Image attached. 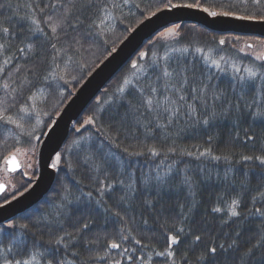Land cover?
I'll return each mask as SVG.
<instances>
[{
  "label": "snow or ice",
  "instance_id": "snow-or-ice-1",
  "mask_svg": "<svg viewBox=\"0 0 264 264\" xmlns=\"http://www.w3.org/2000/svg\"><path fill=\"white\" fill-rule=\"evenodd\" d=\"M242 2L247 3V0ZM92 3L93 0H57L46 5L63 11L55 19L49 16L45 21L51 35L44 33L40 27L34 31L44 33L49 40H59L60 32L66 27L75 31L72 17L78 6L89 7ZM252 3L260 5L261 0H252ZM182 6L198 7L193 4L171 5ZM0 7L4 5L0 4ZM203 10L213 17L235 15L231 12H209L207 8ZM238 18L264 21V15ZM33 22L39 24V21ZM75 23L83 22L77 17ZM178 28L179 25L169 28L161 35L177 37L180 35ZM0 32L15 34L8 27L0 28ZM64 34L67 36L66 32ZM88 39H91L90 32H77L72 37L75 44ZM218 43L224 45L226 40L220 39ZM3 47L0 44V48ZM27 47L31 49L33 45L29 43ZM247 47L252 48L253 45ZM51 48L56 52L62 51L55 43L51 44ZM19 51L24 52L25 49ZM169 52L179 55H169ZM140 55L143 58L148 54ZM153 56L156 57V53ZM255 59L262 63L259 66L241 67L223 55L214 57L211 48L206 51L203 47L192 48L189 45L171 48L143 67L141 71L145 73V83L130 88L128 95L133 98L126 99L110 114L111 122L106 134L102 133L103 139L85 144L83 156L78 157L89 183L84 184L82 180L69 175L67 182L61 180L52 197L46 201V209H35L21 217L22 222L8 220L6 224L0 223V264H89V261L103 259L90 254L93 246L101 241L100 233L89 235L93 227L92 214L102 212L105 223L108 219L113 223L117 218L123 220L121 211L105 206L106 195L114 200L117 209L125 213L137 200L149 211H155L158 205L159 210L163 211L161 201L165 196L185 190L187 206L185 203L177 205L181 226L168 233V248L156 252V256L172 258L171 264H176L175 252L170 249L180 244L183 236L187 250L181 257L182 264H221L222 260H230L232 264H264V141L256 151L254 131L257 127L264 128V51L255 53ZM132 68H137L135 61ZM56 78L53 75L52 79ZM43 79L47 81L49 77L44 76ZM23 83L30 90L37 87L27 78ZM123 84L132 85V81L125 78ZM3 87L7 89L9 85L5 83ZM117 90L123 93L125 88L121 86ZM36 95L37 92H32L28 99L34 100ZM21 111L27 113L30 108L23 107ZM0 119H5L3 112H0ZM7 121L23 128L10 116ZM94 122L89 117L85 124ZM245 124L248 127L244 128L243 140L246 144H252L251 154L238 152L234 148L235 142L241 139L239 130ZM229 126L234 134L225 141L226 149L223 151H214L212 145L216 137L213 135H207L205 143L208 146L202 150L198 145L192 151L178 144L182 137ZM250 131L252 134H249ZM60 159L57 154L53 168ZM11 160L15 162V157ZM193 161L200 180L192 174ZM17 167L19 164L15 163L11 170L15 171ZM221 167L224 168L223 177L219 172L216 175L223 188L216 195L214 203L206 209L210 215L222 214L219 216L220 231L197 232L192 227L186 230L184 223L190 220L202 202L195 199L199 184L210 181L212 170ZM68 168L73 171L71 164ZM237 175L242 177L239 182ZM253 178L257 186L254 190ZM4 189L5 185L0 184V193ZM5 203L9 201L5 199ZM191 222L195 223L194 220ZM237 222L236 229L223 230L230 223ZM143 223L147 225L148 221L144 220ZM245 226L250 235L243 241ZM120 231L123 232V229ZM120 239L128 240L129 236L122 235ZM135 242L141 243L140 240ZM242 243L246 246L242 247ZM107 247L118 249L121 245L113 240ZM82 249L89 253L87 257L82 255ZM189 252L195 255L193 262L188 260ZM128 259L131 261L133 258L129 256ZM113 264L121 262L114 260Z\"/></svg>",
  "mask_w": 264,
  "mask_h": 264
},
{
  "label": "trees",
  "instance_id": "trees-1",
  "mask_svg": "<svg viewBox=\"0 0 264 264\" xmlns=\"http://www.w3.org/2000/svg\"><path fill=\"white\" fill-rule=\"evenodd\" d=\"M56 2L57 0H0V4L4 5L0 7V28L8 27L10 32L15 33L13 35L0 32V44L4 46L0 48V112H3L5 116V119H0V182L8 183V191L0 198V205L5 203V199L10 201L32 186L38 175L39 148L47 131L88 76L141 22L161 10L173 8L171 5L187 4L198 5L192 8L202 10L207 8L209 12H231L235 15L230 16L237 18L264 15V0H261L260 5H254L252 0H247V3L242 0H93L91 6L84 8L78 6L74 11L72 20L75 24V31L66 27L60 32L59 40H49L44 33L51 35V30L45 21L49 16L55 19L63 10L46 7V5ZM77 17L83 22L82 24L75 23ZM34 20L39 21V24L34 23ZM101 20L104 21L103 24L100 23ZM177 25H179L177 29L179 36L161 35ZM37 27L43 28L44 33L35 32ZM29 29L33 31L30 32ZM77 32H90L91 39L75 44L72 37L76 36ZM220 39H225L226 43L220 45L218 43ZM257 41L264 42V37L239 33H218L202 25L189 22L170 24L159 30L152 38L144 42L129 62L104 86L80 118L74 122L65 145L58 153L61 159L56 166V179L50 191L33 207L10 220L22 222L21 217L34 212L35 209H46L48 207L46 201L52 197L61 180L67 182L66 177L69 175L82 180L84 184L89 183V177L78 159L83 156L84 145L103 139L102 133L106 134L107 126L111 122L110 114L126 99L133 98L128 95L130 88L138 83L141 85L145 83V73L141 69L152 63L154 59L163 56L171 48L191 45L192 48L203 47L206 51L211 48L214 57L223 55L241 67L244 65L259 66L262 62L255 59V53L264 51V49L257 45L259 43ZM249 42L253 43L252 48L247 47L250 45ZM29 43L33 45L31 49L27 47ZM52 43H55L62 51H54L51 48ZM21 48L25 51L20 52ZM240 49L244 51L241 52ZM141 53L148 55L142 58ZM153 53H156V57ZM169 55L175 56L179 53L169 52ZM6 60L9 62L5 63ZM134 61L137 63L136 69L132 68ZM53 75L57 78L52 79ZM44 76H48L49 79L45 81ZM26 78L33 81L37 87L30 90L29 86L23 83ZM125 78L132 81V85H124ZM5 83L9 85L7 89L3 87ZM121 86L125 88L123 93L117 90ZM37 89H42V91H37ZM32 92H37L36 98L29 100L28 97L32 95ZM23 107L30 108V111L22 112ZM120 110L123 111V109ZM9 116L22 124L23 128L8 122L7 117ZM89 117H92L95 122L85 124ZM247 127L246 124L241 126L239 130L241 139L235 142L234 148L238 152L251 154L252 144H246L243 140L244 128ZM254 131L255 150L259 151L261 141H264V128L257 127ZM233 134L230 126L213 128L208 133L200 131L182 137L178 144L192 151H195L194 146L198 145L202 150L208 146L205 143L207 135H213L216 137L212 145L214 151H223L226 149L225 141H228ZM249 134L252 132L250 131ZM11 154H16L21 161L24 159L26 162L34 158L35 164L29 166L26 173L21 171L10 176L6 170L5 161ZM186 159L192 160V158ZM69 164L72 165L73 171L69 170ZM217 172L220 173V177H223L224 168L213 169L212 179L199 184L195 199L202 202L198 209L194 210L190 220L184 223L186 230L192 227L197 232L200 230L211 233L220 231L219 216L222 214L210 215L206 211L223 188L221 180L217 179ZM192 174L200 180L199 174L196 173L195 161L192 165ZM231 175L230 173V178ZM236 179L239 182L242 177L237 175ZM252 183L254 190L257 187L255 178ZM225 198L227 199V196ZM247 198L246 196L245 199ZM179 203H185L187 206V190L165 196L161 201L163 211L159 210V205L155 211H149L137 200L133 207L125 213L122 209H117L114 200L106 195L104 197L105 206H111L114 211H121L123 220L117 218L113 223L111 219H108L105 223V216L102 212L92 214L93 227L89 235L91 237L92 233L98 232L101 235V241L99 245L93 246L90 254L103 257V259L89 261V264H113L114 260H119L121 264H142V262L143 264H171L172 258L156 256L155 253L168 248L166 238L168 233L174 232L175 228L181 226L180 218L177 216ZM144 220L148 221L147 225L143 223ZM192 220L195 223H192ZM238 223H230L223 230L232 231L238 227ZM120 229H123V232ZM122 235L129 236V239L121 240ZM249 235L250 232L245 226L242 240L246 241ZM113 240L121 247L118 249L107 247ZM136 240H140L141 243L137 244ZM181 240L180 244L173 245L170 249L175 252L176 264H182L181 257L187 250V242L184 241L183 236ZM243 246L246 245L242 243ZM81 253L85 257L89 255L83 249ZM129 256L133 258L131 261L128 259ZM188 260L190 262L195 260L192 252H189ZM221 264H232V261L222 260Z\"/></svg>",
  "mask_w": 264,
  "mask_h": 264
},
{
  "label": "water",
  "instance_id": "water-1",
  "mask_svg": "<svg viewBox=\"0 0 264 264\" xmlns=\"http://www.w3.org/2000/svg\"><path fill=\"white\" fill-rule=\"evenodd\" d=\"M196 23L218 33H239L264 37V21L243 20L233 16H211L198 8L173 7L161 10L141 22L128 37L111 53L84 81L63 108L61 114L44 137L38 154L39 176L23 195L0 207V223H4L33 207L52 188L56 179V169L52 167L55 156L67 141L74 122L83 114L91 101L98 96L104 86L129 62L145 41L159 30L175 23ZM15 157V162L11 160ZM19 164L15 171L11 169ZM6 169L13 174L23 169V163L16 154L6 159ZM4 192L8 189L5 182Z\"/></svg>",
  "mask_w": 264,
  "mask_h": 264
},
{
  "label": "rangeland",
  "instance_id": "rangeland-1",
  "mask_svg": "<svg viewBox=\"0 0 264 264\" xmlns=\"http://www.w3.org/2000/svg\"><path fill=\"white\" fill-rule=\"evenodd\" d=\"M260 37H262V36H260ZM257 42H259L257 45H260L261 47H263V49H264V42H261V41H257ZM250 43V45H253V43L252 42H249ZM255 45V44H254ZM259 47V46H258ZM21 160V159H20ZM22 163H24L23 164V169H22V171L23 172H27V168L30 166H33L35 163H34V158L32 159V160H30V161H28V162H26L24 159H22ZM27 165V166H26ZM39 168V167H38ZM10 174V173H9ZM14 174V173H13ZM10 176H11V174H10ZM7 185H8V183H7ZM8 191V189L6 190V192Z\"/></svg>",
  "mask_w": 264,
  "mask_h": 264
}]
</instances>
